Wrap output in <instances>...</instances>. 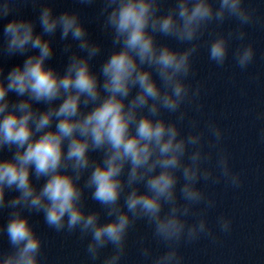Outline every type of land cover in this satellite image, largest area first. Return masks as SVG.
I'll return each mask as SVG.
<instances>
[{"label":"clouds","instance_id":"1","mask_svg":"<svg viewBox=\"0 0 264 264\" xmlns=\"http://www.w3.org/2000/svg\"><path fill=\"white\" fill-rule=\"evenodd\" d=\"M166 2L78 0L100 4L96 20L111 38L94 68L104 48L79 10L0 0V58H22L10 68L0 59V236L9 245L0 264H41L32 214L56 233H78L90 264H122L138 222L150 233L135 241L139 264H184L182 246L216 244L232 232L225 214L209 223L217 207L209 189H238L242 174L231 165L225 129L204 118L193 58L203 46L217 67L231 56L246 70L256 54L246 28L264 26V16L250 0H170L165 9ZM27 3L38 9L35 19L13 15ZM226 21L235 26L225 31ZM57 33L62 69L50 63ZM88 198L100 210L87 209Z\"/></svg>","mask_w":264,"mask_h":264}]
</instances>
